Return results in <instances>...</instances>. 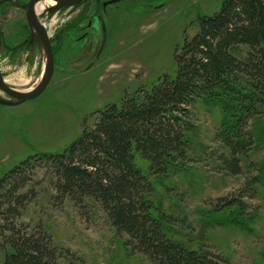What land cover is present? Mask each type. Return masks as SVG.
<instances>
[{
	"label": "rangeland",
	"instance_id": "obj_1",
	"mask_svg": "<svg viewBox=\"0 0 264 264\" xmlns=\"http://www.w3.org/2000/svg\"><path fill=\"white\" fill-rule=\"evenodd\" d=\"M224 2L127 0L100 8L95 16L103 22L95 17L81 22L71 9L43 19L53 42V77L36 99L18 106L0 104V180L29 158L64 153L108 105L120 106L125 97L164 76L174 77L176 49L196 33L200 19L214 15ZM7 24L1 72L15 80L8 86L31 89L43 75L45 53L38 47L30 54L10 49L17 41H11ZM0 101L13 100L0 90ZM227 104L193 108L184 164L165 174L151 171L139 156L136 164L152 183L155 215L165 216L162 229L169 239L228 264H264V106H257L247 124L230 131L235 120ZM228 141L236 147L231 149ZM233 166L238 170L232 171ZM22 192L27 198L18 223L42 225L54 244L84 264H152L131 251L127 236L116 233L99 205L86 201L84 208L69 198L57 199L45 163L30 166Z\"/></svg>",
	"mask_w": 264,
	"mask_h": 264
},
{
	"label": "trees",
	"instance_id": "obj_2",
	"mask_svg": "<svg viewBox=\"0 0 264 264\" xmlns=\"http://www.w3.org/2000/svg\"><path fill=\"white\" fill-rule=\"evenodd\" d=\"M174 59V77L164 76L120 106L108 105L64 153L29 158L0 180V264H84L54 244L42 225L18 223L27 171L35 162L49 168L57 199L69 198L84 208L86 201L99 205L116 233L127 236L131 251L152 264H228L166 236L165 216L155 215L153 186L136 157L157 174L184 164L198 103H228L235 120L230 131L264 106V0H225L218 12L198 21L196 33L185 37Z\"/></svg>",
	"mask_w": 264,
	"mask_h": 264
},
{
	"label": "flooded vegetation",
	"instance_id": "obj_3",
	"mask_svg": "<svg viewBox=\"0 0 264 264\" xmlns=\"http://www.w3.org/2000/svg\"><path fill=\"white\" fill-rule=\"evenodd\" d=\"M32 1L33 0H0V46H4L3 44L4 41H6V35L9 33L8 26L5 27L4 24L9 22L7 25H11L12 29V34L9 37L12 38L11 41H17L16 44H11L12 47L9 46L10 49L21 50L23 48V50L30 54L32 49L35 50V47H38L39 49L42 48L40 44V34L30 26L28 20V13L31 10V14L35 17V20L33 21L39 24L41 29L45 31L49 37L54 59L53 42L43 19L47 18L48 20H51L52 13L71 9L72 14L77 11V17L80 18L81 22L87 20V17H95L99 22H103L105 20L95 16L99 13L100 8L106 10V8L110 6L126 3L127 0H82L81 3L76 6L60 8L53 11L51 9L55 8L56 5H50L46 2L50 0L35 1L30 7ZM39 5H43V10L40 13L36 11ZM88 21V26L91 27L93 20L88 19ZM101 24L103 25V23ZM13 50H10V52H13ZM0 73L5 80L1 69Z\"/></svg>",
	"mask_w": 264,
	"mask_h": 264
},
{
	"label": "water",
	"instance_id": "obj_4",
	"mask_svg": "<svg viewBox=\"0 0 264 264\" xmlns=\"http://www.w3.org/2000/svg\"><path fill=\"white\" fill-rule=\"evenodd\" d=\"M35 1H41V0H33L32 3L30 4V7L33 5ZM50 1H52L56 5L55 8L51 9L53 11L60 8H69L72 6H76L80 4L82 0H50ZM28 20L30 26L40 34L41 37L40 44L46 56V66L39 83L31 89L23 90V91L8 86L0 73V90L13 100V101H0V104L5 106H18L27 101L36 99L44 92V90L47 88L53 77L54 59H53V52L51 48V43L49 41V37L46 34V32L41 29L39 24L33 21L35 20V17H33V15L31 14V10L28 13Z\"/></svg>",
	"mask_w": 264,
	"mask_h": 264
},
{
	"label": "bare ground",
	"instance_id": "obj_5",
	"mask_svg": "<svg viewBox=\"0 0 264 264\" xmlns=\"http://www.w3.org/2000/svg\"><path fill=\"white\" fill-rule=\"evenodd\" d=\"M48 4H50V5H54V3L52 2V1H46ZM42 10H43V5L41 6V5H39L38 7H37V12L38 13H40V12H42ZM43 73H44V71H43ZM42 73V74H43ZM41 77H42V75H41ZM41 77H40V79H41ZM5 81H6V83H8V84H15V80H12L11 78H7V79H5ZM26 84V83H25ZM21 85H23V83L22 84H20V86Z\"/></svg>",
	"mask_w": 264,
	"mask_h": 264
}]
</instances>
